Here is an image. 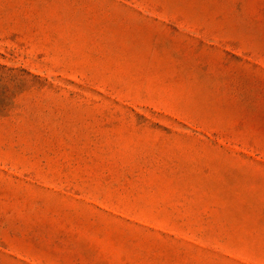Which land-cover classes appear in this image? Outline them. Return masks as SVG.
<instances>
[{
  "label": "rangeland",
  "instance_id": "1",
  "mask_svg": "<svg viewBox=\"0 0 264 264\" xmlns=\"http://www.w3.org/2000/svg\"><path fill=\"white\" fill-rule=\"evenodd\" d=\"M0 264H264V0H0Z\"/></svg>",
  "mask_w": 264,
  "mask_h": 264
}]
</instances>
